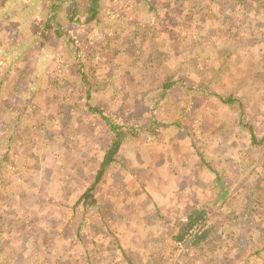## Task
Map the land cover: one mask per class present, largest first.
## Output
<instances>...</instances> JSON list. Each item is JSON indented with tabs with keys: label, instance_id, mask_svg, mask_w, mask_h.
<instances>
[{
	"label": "rangeland",
	"instance_id": "374dc122",
	"mask_svg": "<svg viewBox=\"0 0 264 264\" xmlns=\"http://www.w3.org/2000/svg\"><path fill=\"white\" fill-rule=\"evenodd\" d=\"M148 1L104 0L101 22L84 25L65 3L56 21L67 42L38 34L47 0H0V159L8 139L21 161L0 182V264H86V253L91 264H264V215L252 214L264 142L252 146L239 121L264 137V0H150L164 6L157 23ZM78 47L89 102L137 131L95 185L97 201L71 217L112 137L86 106ZM170 73L191 88L176 85L154 107ZM207 166L223 170L233 205H211ZM206 203L208 243L176 250L175 222Z\"/></svg>",
	"mask_w": 264,
	"mask_h": 264
},
{
	"label": "trees",
	"instance_id": "16d2710c",
	"mask_svg": "<svg viewBox=\"0 0 264 264\" xmlns=\"http://www.w3.org/2000/svg\"><path fill=\"white\" fill-rule=\"evenodd\" d=\"M48 5L46 6V20L42 24V29L38 33L40 36H47L50 33L54 35H58L60 38H64L65 41L69 42L68 35L66 29L61 25L60 21H56V18L58 17L59 11H61V8L65 3H71L68 6L69 13L67 14V17L69 19H74L79 21L80 24H91V23H100L101 21L97 16L99 15V12L101 8L103 7L102 2L104 3V0H47ZM44 9V5H42ZM161 7V8H160ZM160 7H157L152 1H148V6H147V14L148 17L157 23L161 22L162 15L164 13V6L160 5ZM42 9V8H41ZM39 36V37H40ZM85 45V43H83ZM170 44H168L169 46ZM82 50H79L78 48H75L73 57H75L76 64L78 66V74L80 77V80L84 83V85L87 86L86 90V98L88 99L86 101V106L91 112V114L98 115L100 116L103 121L107 124L108 128L111 130V141L109 144V147L102 152L101 155V160L97 166L96 169V175H95V180L90 186L86 187V189L82 192V194L78 197L77 203L78 205L75 204L72 205L70 208L71 217L76 213V208L79 210L80 208L77 207L79 206V203H81L80 206H82L83 209L86 210V207L89 208L92 206L97 199L94 198V188L95 185L100 181L102 175L110 168L112 164L116 162V155L119 151L120 144L125 136L128 134L134 135L137 131V128L135 126H128L125 124H117L112 118H110V115L107 113V110L104 109L102 106L97 105L95 102L91 103L89 102L90 99V84L86 80V73L84 71L85 65H84V59L82 58ZM98 53V52H97ZM80 60V61H79ZM5 76L0 77V83L4 82ZM186 78H182L181 80H175L174 74L170 73L168 75H165L163 78V84L162 87L158 90L159 94L156 98L153 100V106L158 103V101L165 97V94L172 89L176 87V85H183L182 87L184 88H191L189 82H185ZM111 88L116 84V82H111ZM3 84V83H2ZM0 84V88L2 86ZM221 99L226 103V105L232 107L234 110H239L241 111V116H242V108H241V103L234 99L231 95L227 97H221ZM18 111H23L22 109H19ZM18 119H21V117H18ZM240 121V126L242 127L243 130L247 131V136L246 139L247 141L250 142V144L253 145H258L260 143L264 142V137L258 138L257 137V132L256 130L250 126L249 124L244 123L245 120H243L242 117L239 119ZM7 128L10 133L12 130V127L9 125H12L14 123L9 122ZM159 123L157 120H154L153 124ZM248 128V129H247ZM10 135V134H9ZM10 136H13L11 134ZM19 142V138L16 140ZM4 147L7 149V151H10V148L13 147L10 145L9 140L7 139L4 142ZM7 151L4 153V156L2 159H0V166L3 167V172L0 174V182L2 181V177L5 174H3L7 170H13V171H19L20 169V162L18 159H10L7 155ZM32 157V156H31ZM209 167L210 171L214 173V179H213V184L211 188L215 191V198L211 201V205L215 206L217 204H221V206L227 203V205H233L232 202L230 201L228 197V192H229V186L225 185L223 182V175L222 171L219 170H214L212 167ZM9 177L3 178V180H7ZM7 189V188H6ZM253 192H254V197L258 199V202L256 203V206L252 209V214H255V212H258V214H255V220H257L261 215H264V182H262V179H257L255 180V183H253ZM257 195V196H256ZM209 203L203 204L201 207H196L192 206L190 208V211L188 214H186L183 219L178 220L175 222V231L173 234V239L176 242L175 243V249L178 250L181 244H185L186 242L188 243V246H200L201 242H205V244L208 243V237H209V232L213 229L211 228V224H209V214L211 211H209ZM233 210L236 209V206H233ZM240 210L239 208L234 211H230L229 215L232 218H237L240 214H237L236 211ZM209 219V220H208ZM83 221V220H82ZM85 222V221H84ZM92 227V226H91ZM250 232V230H249ZM248 231L245 233V235H249ZM78 239V238H77ZM251 250V255L254 253L257 255L258 252L252 247V244L249 245ZM90 254L86 253V264H91V258ZM131 263V262H130ZM170 263V262H169ZM157 264H165L164 262H157Z\"/></svg>",
	"mask_w": 264,
	"mask_h": 264
}]
</instances>
